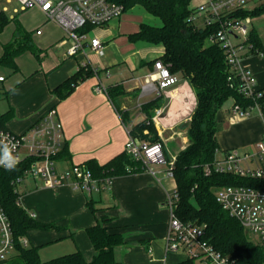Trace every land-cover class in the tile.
Here are the masks:
<instances>
[{"label": "crops", "instance_id": "obj_1", "mask_svg": "<svg viewBox=\"0 0 264 264\" xmlns=\"http://www.w3.org/2000/svg\"><path fill=\"white\" fill-rule=\"evenodd\" d=\"M208 1L191 0L189 9L193 11ZM261 3L252 2L246 10L252 11ZM139 6L125 11L106 26L89 31V39H101L105 47L102 56L90 46L76 56H68L70 42L64 30L47 21L37 9L25 11L39 17L32 23L35 33L30 34V42L37 48V54L25 51L15 60L16 72L11 69L13 74L10 77L0 74L5 77L0 82V100H5L0 111L12 110L14 115L7 127L21 134L55 107L64 129V156L58 160L60 169L87 164L90 160L102 165L123 154L128 140L127 129L148 122V112L152 114L151 120L169 161L176 160L190 143L187 131L182 127L189 124L197 106L195 90L180 73L175 74L179 78L177 85L161 94L145 88L146 78L156 76L155 64L161 61L165 48L132 38L143 23H156V17ZM258 17H252V30L256 32ZM12 26L15 28L14 24ZM37 28L42 30L41 35L36 34ZM11 40V37L0 40V58L4 44ZM241 65L255 76L256 89L264 90V52L244 54ZM81 67L91 73L78 81L68 97L61 99L53 93ZM98 85H102L106 92L97 93L95 88ZM110 85L123 87L124 93L116 99L119 110L107 92ZM229 100L231 106L225 108ZM229 100L217 113L219 149L221 153L236 149L252 154L264 135V118L254 114L246 119H234L231 107L235 101L233 98ZM158 111H161L159 115ZM120 112L125 114L126 123ZM144 133L148 134V130ZM153 169L154 174L143 169L115 176L110 189L95 192L91 198L68 185L48 188L41 180L25 179L19 186L21 205L37 221L63 227L61 230H30L27 239L31 243L28 245L37 246L40 251L47 244L65 239L68 243L64 246L66 252L80 250L87 260H92L94 249L87 229L106 215L107 227L125 238V244L116 248V257L123 264L181 263L185 257L166 252L170 213L164 203L169 191L176 187V180L164 175L165 166ZM89 199L99 210L96 214L87 205Z\"/></svg>", "mask_w": 264, "mask_h": 264}, {"label": "trees", "instance_id": "obj_2", "mask_svg": "<svg viewBox=\"0 0 264 264\" xmlns=\"http://www.w3.org/2000/svg\"><path fill=\"white\" fill-rule=\"evenodd\" d=\"M124 6L125 11L137 5L158 18L162 25L143 23L141 30L132 38L152 44L163 45L165 53L161 62L169 67L173 74L180 73L195 90L197 106L191 121L186 127L190 143L176 157L173 173L176 180L175 192L178 194L176 214L184 222L200 225L205 230V239L222 254L229 256L235 264H264V247L245 231L235 217L231 216L217 201V193L225 186H248L264 189V178L242 177L232 173L213 171L207 174V167L213 166L219 153L217 142V113L229 98L234 99L244 108L254 103L238 91L237 79L229 80L230 68L225 57V50L218 43L208 39L215 28H198L190 20L193 11L189 9L191 0H115ZM264 14V2L252 11L242 10L240 17H258ZM15 21L13 39L4 44L0 65L18 70L16 58L27 50L37 54V48L30 42V34L23 33L21 23L10 19L8 13H0V32ZM93 27H88V31ZM249 42L253 43L251 53L264 52V40L252 30ZM91 72L86 67L70 76L53 90L59 98L68 97L78 81ZM122 86L107 88V92L117 109L116 99L122 95ZM264 92V90H262ZM264 103V97L259 100ZM151 105V104H149ZM153 106V105H151ZM149 106L146 107L148 109ZM121 113V112H120ZM12 110L0 111V129H8L7 124L13 118ZM126 123L125 114L121 113ZM148 112V122L137 124L131 129L133 136L142 140L161 142ZM148 130V134L144 131ZM166 152V150H165ZM64 156V149L58 160ZM167 156V155H166ZM168 159V157H167ZM34 159H26L19 166L8 169L0 166V205L4 208L14 232L16 249L11 264H123L116 257V248L125 244L124 236L107 227L108 217L102 215L96 224L87 229L92 242L94 256L87 260L80 250L66 253L59 257L42 260L39 247L24 246L19 238H27L32 229L44 231L61 230L56 223L37 221L20 202L18 178H22ZM86 165L94 177L104 179L137 172L144 169L125 151L105 164L90 160ZM129 166V167H128ZM88 207L97 213L93 200ZM72 235V234H71ZM7 262V260L3 261ZM0 262V263H3ZM179 264H196L191 258H185Z\"/></svg>", "mask_w": 264, "mask_h": 264}, {"label": "built area", "instance_id": "obj_3", "mask_svg": "<svg viewBox=\"0 0 264 264\" xmlns=\"http://www.w3.org/2000/svg\"><path fill=\"white\" fill-rule=\"evenodd\" d=\"M3 0H0L2 2ZM6 4L0 13H9L8 5L13 6L12 19L20 12L32 9L39 10L47 21L60 26L66 39L70 42L68 56H76L90 46L99 55H104L105 47L100 38L89 39L88 27H104L111 20L119 18L124 12V6L115 0H5ZM264 0H209L196 8L190 16L191 22L198 28H215L209 41L218 43L225 50L227 64L231 71L230 81L237 79L238 91L254 103L247 108L238 103L231 107L234 119L242 120L252 115L264 118V97L262 90L256 89L257 80L253 73L241 65L244 54L252 52L253 43L249 42L252 31L253 18L240 17L238 14L246 10L252 2ZM201 20L199 24L198 21ZM41 35L42 30L36 29ZM157 74L146 78L145 88L149 91H163L177 85L179 78L169 67L161 61L156 62ZM5 80L0 76V82ZM97 93L106 92L102 85L95 88ZM161 111H158V115ZM128 140L125 151L134 160L140 162L144 169L154 172L155 166H165L164 175L174 179V161H169L162 142H148L133 136L131 129H127ZM64 144V129L55 107L33 125L28 131L18 134L10 129H0V160L8 153L15 159L14 167L19 166L26 159H34L22 178L16 181L18 188L27 178L41 180L45 187L57 188L68 185L73 190L82 191L89 198L93 193L110 189L114 177L99 179L84 164H75L66 169H60L58 156ZM246 161L248 167H242ZM6 163V162H5ZM255 163L256 166H251ZM1 167L7 168L5 164ZM12 167V168H14ZM9 169V168H8ZM213 171L232 173L242 177L264 178V135L256 144L254 153H241L236 149L219 153L213 166L207 167V174ZM176 188V187H175ZM173 188L167 194L164 205L170 213L167 232L166 252H185V258H191L196 264H235L229 257L218 251L205 239L202 226L191 222H184L176 214L178 194ZM19 191V189H18ZM217 201L229 214L240 221L245 231L256 237V241L264 247V189L248 186H225L219 189ZM33 216V215H32ZM34 217V216H33ZM19 242L28 246L25 237ZM16 249V240L11 222L0 205V262L8 260ZM165 264H168L165 262Z\"/></svg>", "mask_w": 264, "mask_h": 264}, {"label": "rangeland", "instance_id": "obj_4", "mask_svg": "<svg viewBox=\"0 0 264 264\" xmlns=\"http://www.w3.org/2000/svg\"><path fill=\"white\" fill-rule=\"evenodd\" d=\"M5 4H6V1L5 0H3L2 2H0V10L2 9V7ZM8 6L10 8V12L8 13V15H9V18L11 19L12 15H13V11H12L13 6H16V5L14 4L13 6L12 5H8ZM138 8H142L141 5ZM37 17H38V15H36V14H32V13L31 14L30 13H27L26 14L25 12H20L18 15H16V19L18 20L19 23H21V26L23 28V30H22L23 33H25V32L28 33V34L35 33V27L33 26L34 24H32V23L35 22V20H37L39 18V17L38 18ZM256 19H257L255 21L256 30L259 33L260 37L262 39H264V14L262 16L256 18ZM154 22H156V23L155 24L151 23V24L157 25V26L162 25V22L159 19H157V18L154 19ZM10 24H9V26L4 31L0 32V40L1 41H3L7 37H11V39H13L12 36H14V32H15L14 30H15L16 26L14 28V26H12V25L15 24V21L14 22H11ZM31 26H33V27H31ZM0 74H3L5 76H7V77H10L11 74H13V71L10 68H8V67H5V66L0 65ZM0 87H1V83H0ZM230 103H231V101L229 100L225 104V108L228 107V106H231ZM4 104H5V100L3 98H1V100H0V108ZM129 128L132 129L133 126H130ZM146 141L153 142L154 140L153 141L152 140H150V141L149 140H146ZM169 146L171 148H173V143H170ZM241 166L244 167V168L245 167H248L249 166V163L246 162V161H243L241 163ZM251 166H256V164L255 163H252ZM19 188L21 190V187H19ZM251 239L254 240V241L257 240L256 237L253 236V235H251ZM29 241L30 240H28V242ZM66 242L67 241H65V239H63L62 241H59V242H56V243L47 244L44 247H42L41 250L39 251L40 256H41V259L44 260V261H46V260H50V259L59 257V256L64 255L66 253H70V252H66V250H65L66 248L64 246H66V244H68ZM59 247H60V249H59ZM169 254H176L177 256H179V258H183V257H186L187 256V254L185 252H182V251L181 252H171ZM13 257H14V254H12L10 256V258L7 260V262H3V263H0V264H11L10 262H12L11 259ZM169 262H172V260L170 259V257H169ZM174 262H176V261H174Z\"/></svg>", "mask_w": 264, "mask_h": 264}, {"label": "clouds", "instance_id": "obj_5", "mask_svg": "<svg viewBox=\"0 0 264 264\" xmlns=\"http://www.w3.org/2000/svg\"><path fill=\"white\" fill-rule=\"evenodd\" d=\"M15 163H16L15 159L12 158L8 153H5V159L4 160H0V164H5V166L9 169L14 167Z\"/></svg>", "mask_w": 264, "mask_h": 264}, {"label": "bare ground", "instance_id": "obj_6", "mask_svg": "<svg viewBox=\"0 0 264 264\" xmlns=\"http://www.w3.org/2000/svg\"><path fill=\"white\" fill-rule=\"evenodd\" d=\"M190 100V99H189ZM194 102L193 98H192V103ZM174 103V102H173ZM183 106V105H182ZM190 106H192V104H190ZM178 114V113H177ZM176 114V115H177ZM174 115H175V112H174ZM185 115V114H184ZM170 120V119H169ZM166 124V123H165Z\"/></svg>", "mask_w": 264, "mask_h": 264}, {"label": "water", "instance_id": "obj_7", "mask_svg": "<svg viewBox=\"0 0 264 264\" xmlns=\"http://www.w3.org/2000/svg\"><path fill=\"white\" fill-rule=\"evenodd\" d=\"M186 125H188V123H186Z\"/></svg>", "mask_w": 264, "mask_h": 264}]
</instances>
